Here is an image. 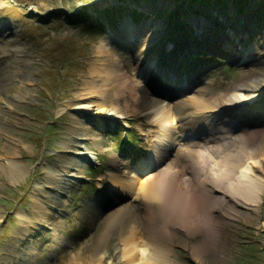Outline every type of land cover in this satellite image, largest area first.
<instances>
[{"label":"rangeland","instance_id":"rangeland-1","mask_svg":"<svg viewBox=\"0 0 264 264\" xmlns=\"http://www.w3.org/2000/svg\"><path fill=\"white\" fill-rule=\"evenodd\" d=\"M144 33L155 38L146 47ZM113 52L124 60L127 75L138 67L155 70V77L149 75L150 86L144 80L133 99H115L125 121L101 132L91 128L87 134L92 139L79 142L78 150L89 149L95 159L85 164L83 179L60 196L62 206L47 221L43 216L49 214L48 205L37 207L42 205V191L36 187L47 182L46 169L58 171L55 165L67 161L62 150L76 134L71 130L73 120L85 123L88 117V123H94L95 107L79 116L71 107L95 101L90 96L78 99L87 92L90 66L112 61ZM245 59H253L254 65L246 67ZM166 73L168 77L173 73L174 84L177 80L183 84L179 88L188 102L193 91L194 98L217 101L247 75L263 77L264 82V0H0V99L10 108L0 121V164L13 158L20 165L12 179L0 167V264H19L24 252L28 254L22 264H82L86 259L94 264L90 249L102 232V218L121 203L122 194L105 187L109 176L127 175L149 155L151 142L164 128L165 122L154 119L159 109L152 106L157 100L171 102L168 95L176 96L167 90L177 86L162 84ZM183 100L178 97L170 104L172 112L195 127L205 114L197 117L190 103L181 105ZM251 120L264 127V114ZM261 199L258 211H242L225 225L221 250L191 255L183 233L174 230L168 260L264 264V191ZM142 211L136 203L132 216L108 228L105 242L97 248L105 261L98 264L118 259V239ZM197 239L188 242L192 245ZM122 263L123 259L118 264Z\"/></svg>","mask_w":264,"mask_h":264},{"label":"bare ground","instance_id":"bare-ground-1","mask_svg":"<svg viewBox=\"0 0 264 264\" xmlns=\"http://www.w3.org/2000/svg\"><path fill=\"white\" fill-rule=\"evenodd\" d=\"M200 30L198 27L197 31ZM135 33L132 32V36ZM141 37L142 35L137 36L138 39ZM142 39L146 47L155 38L144 33ZM235 50L231 51L233 58ZM114 54L112 61L90 66L89 72L93 79L90 78L86 83L87 92L78 100L90 96L95 101H84L71 107V112L77 116L86 115L89 108L95 107L91 115L94 123H88L91 122L88 117L85 118V123L79 119L73 120L71 130L76 134L67 139L62 150L65 156H69L67 161L55 165V168L59 167L58 171L46 169L43 176L47 182L36 187L42 191L39 198L42 205L37 204V207L48 205L49 214L45 218L43 216L47 221L53 219L62 206L60 196L67 193L76 180L83 179L85 164L95 159L94 153L89 149L78 150L79 142L92 139L88 135L91 128L101 132L114 123L125 121L126 116L116 109L115 99H133L144 80L150 86L149 75L155 77V70L152 72L138 67L133 74L127 75L123 71L124 60L120 55ZM158 65L157 62L156 69H160ZM244 65L250 67L254 65V60L245 59ZM170 74L169 77L167 73L162 76L163 82L166 80L170 87L177 86L167 90L169 94L175 93L176 96L168 95L171 102L157 100L153 103L152 107L159 109L155 111L154 119L165 122V125L151 142L149 155L139 159L127 175L109 176L105 187L112 193H121V203L102 218V232L93 240L90 249V258L94 264L105 261V254L100 256L97 248L105 242L108 228L120 222V219L132 216L136 203L143 209L140 219L133 222L118 239V259L111 257L106 264H118L122 259L124 264H172L168 257L171 252L169 244L175 236L174 230L183 233L187 240L185 245L191 255L196 252L203 254L209 249L215 250L225 242L223 230L227 223H232L235 218L244 214L242 211L253 213L261 206L264 191V127L254 123L251 118L264 114L263 77L253 78L254 75H247L233 85L232 89L219 95L217 101L214 97L211 101L204 102L200 95L194 98L193 91L194 95L188 97V102L187 94H181L183 87L179 88L183 84H179L177 80L178 84L175 85V76ZM29 82L26 80L25 84ZM197 82L193 84L199 86ZM25 91L28 92L29 89ZM178 97L184 99L181 105H192L197 117L205 114L195 127L185 116L172 112L170 104L176 103L175 99ZM2 99L0 103L5 102V107L7 100ZM8 104L14 107L10 101ZM3 107H0V121L8 113L7 109H10L5 107V110ZM213 123L217 125L214 126ZM215 130L219 132L212 134ZM12 159L5 158L6 162L0 164L10 179L16 178L20 172V165ZM161 177L164 178L163 189L160 186ZM48 226L50 223L46 225ZM51 226L55 229L53 224ZM195 237L199 240L190 245L188 241ZM216 250H221V247ZM27 254H20L19 264L25 261ZM82 264L89 262L86 259Z\"/></svg>","mask_w":264,"mask_h":264},{"label":"snow or ice","instance_id":"snow-or-ice-1","mask_svg":"<svg viewBox=\"0 0 264 264\" xmlns=\"http://www.w3.org/2000/svg\"><path fill=\"white\" fill-rule=\"evenodd\" d=\"M163 177H161V184H160V186H161V189H163ZM101 195H104V193H101Z\"/></svg>","mask_w":264,"mask_h":264}]
</instances>
